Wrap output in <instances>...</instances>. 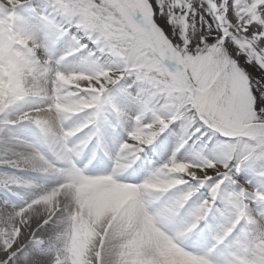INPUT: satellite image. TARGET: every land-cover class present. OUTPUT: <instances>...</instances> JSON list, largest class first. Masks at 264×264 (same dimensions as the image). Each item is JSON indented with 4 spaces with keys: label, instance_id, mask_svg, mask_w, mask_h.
Returning <instances> with one entry per match:
<instances>
[{
    "label": "snow or ice",
    "instance_id": "6c2138e0",
    "mask_svg": "<svg viewBox=\"0 0 264 264\" xmlns=\"http://www.w3.org/2000/svg\"><path fill=\"white\" fill-rule=\"evenodd\" d=\"M0 264H264V0H0Z\"/></svg>",
    "mask_w": 264,
    "mask_h": 264
}]
</instances>
